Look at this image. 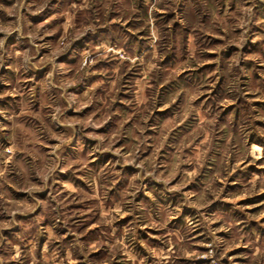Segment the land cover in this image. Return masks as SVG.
<instances>
[{
    "label": "rangeland",
    "instance_id": "rangeland-1",
    "mask_svg": "<svg viewBox=\"0 0 264 264\" xmlns=\"http://www.w3.org/2000/svg\"><path fill=\"white\" fill-rule=\"evenodd\" d=\"M0 264H264V0H0Z\"/></svg>",
    "mask_w": 264,
    "mask_h": 264
}]
</instances>
